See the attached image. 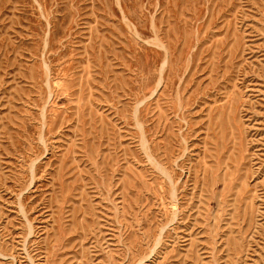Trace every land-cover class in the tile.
<instances>
[{
  "label": "rangeland",
  "instance_id": "1",
  "mask_svg": "<svg viewBox=\"0 0 264 264\" xmlns=\"http://www.w3.org/2000/svg\"><path fill=\"white\" fill-rule=\"evenodd\" d=\"M0 264H264V0H0Z\"/></svg>",
  "mask_w": 264,
  "mask_h": 264
}]
</instances>
